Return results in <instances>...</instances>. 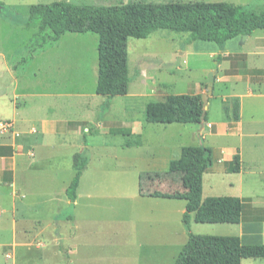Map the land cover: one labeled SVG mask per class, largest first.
I'll list each match as a JSON object with an SVG mask.
<instances>
[{
    "label": "rangeland",
    "instance_id": "rangeland-1",
    "mask_svg": "<svg viewBox=\"0 0 264 264\" xmlns=\"http://www.w3.org/2000/svg\"><path fill=\"white\" fill-rule=\"evenodd\" d=\"M59 1L107 6L226 2L264 10V0H0V123L13 120L15 109L12 102L17 94V103L27 111L45 109L48 114L53 113L54 118L76 121L80 131L87 128L78 140H69L70 145L74 144L72 147L61 146L65 165L63 181L70 183L75 174L73 168L70 167L69 171L67 167L68 152L78 154L87 162L77 189V196L81 195L78 205L63 211L64 215H70L64 222L40 230L32 226L18 227L22 232L20 235L28 243L32 241L35 247L38 244L36 239L45 236L54 239L63 232L66 244L76 250V264H175V258L189 234L203 233V227L212 225H198L192 221L188 229L181 222L180 211L187 201L183 194L177 197L151 196L143 191L160 190L158 184L151 186L147 171L156 169V164H159L157 169L162 170V157L174 156L172 153L178 145H190L189 139L193 137L189 132L194 125L149 123L145 110L150 103L162 101L168 95L191 94L199 86L200 92L205 94L209 75L219 74L217 60L210 58L209 54L213 50L222 51L225 46L229 49L239 47L242 37L238 41L234 38L223 48L213 42H189L188 34L169 31L155 32L146 39L129 38L128 96L106 99L96 94V34L65 33L57 44L51 45L47 37L33 38L36 31L23 25L30 6ZM257 32L261 38L264 37L263 29ZM33 41L35 45L32 48L41 46L43 49L36 50L31 59L30 43ZM250 45L252 41H248L245 47ZM217 90L218 87L213 86L209 111L215 118L221 114L222 105L221 98L216 96L219 94ZM21 110L18 108L17 117ZM122 110L125 115H121ZM125 116L123 123L132 120L144 124L142 138L131 136L126 124L110 123L121 122ZM100 120H105L103 125L108 129L97 127ZM109 130L115 134H106ZM76 141L89 148L94 147L96 156H92L89 149L79 150ZM137 142L140 146L123 150L125 145ZM227 143L237 146L238 138L227 140ZM253 154L246 148L243 153L245 161L252 162ZM260 156H264V150ZM68 161L71 163V158ZM248 165L251 164L248 162L245 167ZM41 168L44 177H39L38 182L46 183L47 164ZM244 171L243 177L231 173L216 180L217 192H208L206 187V195H242L264 201V178L252 177L247 169ZM178 185L175 183L171 191H180ZM23 201L33 210L28 212L33 217L48 220L53 213L51 207L42 211L34 206L35 198ZM46 220L42 221L47 224ZM214 231L205 230L207 234L204 235L215 236L217 232ZM0 237L8 239L9 234L4 233ZM159 237L162 241H149ZM55 249L62 251V245H56ZM3 251L5 249H0L1 255ZM6 252H9L8 248ZM7 263L11 264V261ZM0 264H4L3 256H0Z\"/></svg>",
    "mask_w": 264,
    "mask_h": 264
},
{
    "label": "crops",
    "instance_id": "crops-1",
    "mask_svg": "<svg viewBox=\"0 0 264 264\" xmlns=\"http://www.w3.org/2000/svg\"><path fill=\"white\" fill-rule=\"evenodd\" d=\"M257 33L256 30L252 35L246 36L239 47H230L229 49L225 46L226 48L222 51L213 50L209 54V57L213 59L218 56L222 57L220 63H217L219 74L214 75V87H218L217 92L219 93L216 96L221 98L222 102L221 114L216 118L211 117L209 111L213 95H210L206 109L207 120L204 122V126L187 124L194 125L189 132V135L193 137V139L191 137L189 139L190 145H178L172 153L174 156L162 157V170L157 169L159 164H156V169H148V173H167L170 162L179 158L182 147L204 145L206 142L204 146L212 151V164L205 169L203 174V199L225 197L214 195V193L206 195L205 190L208 187V192H217L216 180L231 174L230 168L235 155L240 157L239 172L236 174L243 177L244 170L247 169L250 176L264 178V156H260L264 150V37L261 38ZM240 38L235 39L238 41ZM231 41L233 39L227 43ZM248 41H252V45L246 48ZM15 81H17L16 78ZM200 89L201 86L197 87L191 94L203 95ZM17 96L15 94L13 102L11 101L15 109L14 118L7 121L12 124V128L0 135V236L4 233L9 234L8 239L0 237V249H5L3 255L0 254V256H3L4 264H8L9 260L11 264H76L74 259L76 250L66 244L63 232H60V235L54 239L46 236L36 239L38 244L35 247L32 241L28 243V240L20 234L22 233L21 229L25 226L37 227V230L43 227L46 228V226H56L59 222H64L69 218L70 215H64L63 212L67 207L73 206L74 209L78 205V201L81 199L80 194L74 202H71L66 195V189L70 183L63 181V168L65 165L63 162L64 150H61V146L72 147L74 144L70 145L69 140H78L87 128H81L80 131L76 121L54 118L53 113L48 114L45 109L43 111L32 109L27 111L23 105L17 103V99H15ZM127 96L128 93L125 96L118 97ZM232 99H237L239 102V120L237 122H227L223 118V104ZM18 108L23 109L19 117H17ZM121 115H125V111L122 110ZM125 119L126 116L121 122L117 120L110 123L121 126L126 124L131 131V136L142 138L144 124L132 120L123 123ZM105 120L98 121L97 127L99 129H108L103 125ZM110 130L105 133L111 136L115 134ZM236 138H238L237 146L227 143V140ZM137 146H140V143L137 142L122 147L124 150V148L129 149ZM76 147L82 152L89 149L91 155L96 156L94 147L89 148L88 145L78 144L77 141ZM246 148L254 152L252 162L245 161L246 158L243 153ZM67 155L66 162L70 171V167L73 168V157L76 154L68 152ZM68 158L69 160L71 158V163ZM248 162L251 165L245 167ZM44 164H47L45 171L48 172L46 183L38 182L39 177L43 176L41 167ZM242 186L241 182V190ZM42 193L46 194L42 195ZM227 197H238L242 200L243 209L240 222L238 224H203L212 226L203 227L204 232L197 235L207 234L205 230L211 229L216 230L214 231L217 232L214 234L215 236L238 237L244 245L264 246V201H257L242 195ZM28 198L36 199L33 205L38 206L39 210L45 211L46 207L47 210L51 207L50 210L53 213L50 218L48 220L39 219L40 217L30 215L28 212L33 210L23 201ZM37 198H41L42 201L37 200ZM184 198L186 200V196ZM185 206L186 204L180 211L181 222L185 213ZM42 220H46L48 223L45 224ZM192 221L198 224L191 217L189 223L185 225L188 229ZM149 241L159 242L162 241V237L152 238ZM56 245H62V251L54 250ZM6 248L9 249V252H6ZM262 259L264 258L246 259L241 264H264V261H260ZM24 260L26 261L24 262ZM250 260H253V262H249Z\"/></svg>",
    "mask_w": 264,
    "mask_h": 264
},
{
    "label": "trees",
    "instance_id": "trees-1",
    "mask_svg": "<svg viewBox=\"0 0 264 264\" xmlns=\"http://www.w3.org/2000/svg\"><path fill=\"white\" fill-rule=\"evenodd\" d=\"M36 32L33 38H45L51 45L58 43L65 33H93L98 37L96 94L106 99L125 96L129 86L128 39H146L158 31L189 35V42H213L218 47L234 38L250 36L264 28V10L250 5L226 2H170L164 4L128 3L118 5H75L66 1L32 5L23 24ZM32 41V40H31ZM33 59L34 41L30 43ZM222 57L216 58L219 64ZM227 122L239 120V102L232 99L222 107ZM201 95H168L162 101L150 103L145 110L149 123L200 124ZM212 164L210 148L182 147L177 160L171 161L165 174L149 173L151 186L159 191H143L146 195L187 196L182 222L198 224H238L243 209L238 197H202V181L206 168ZM240 157L233 158L231 173L239 172ZM87 162L78 154L73 157L75 174L66 189L71 202L77 198V189ZM179 184V190L171 188ZM161 186L164 188L161 189ZM152 187V189H153ZM182 191V192H181ZM264 258L263 245H244L238 237L196 235L190 233L185 245L175 258V264H241L246 259Z\"/></svg>",
    "mask_w": 264,
    "mask_h": 264
},
{
    "label": "water",
    "instance_id": "water-1",
    "mask_svg": "<svg viewBox=\"0 0 264 264\" xmlns=\"http://www.w3.org/2000/svg\"><path fill=\"white\" fill-rule=\"evenodd\" d=\"M246 39V36L242 37V41ZM214 75L211 73L209 75V83L206 87L207 92L203 95H201V100H202V106H203V114L202 117L205 116L206 109H207V103H208V97L212 94L213 92V86H214ZM200 125L203 127L204 126V120L200 122Z\"/></svg>",
    "mask_w": 264,
    "mask_h": 264
},
{
    "label": "built area",
    "instance_id": "built-area-1",
    "mask_svg": "<svg viewBox=\"0 0 264 264\" xmlns=\"http://www.w3.org/2000/svg\"><path fill=\"white\" fill-rule=\"evenodd\" d=\"M11 128H12V124L10 122L0 123V132H1V134L9 131Z\"/></svg>",
    "mask_w": 264,
    "mask_h": 264
}]
</instances>
